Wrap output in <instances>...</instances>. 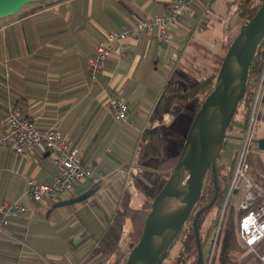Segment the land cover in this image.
Masks as SVG:
<instances>
[{"label":"crops","instance_id":"0c3cea01","mask_svg":"<svg viewBox=\"0 0 264 264\" xmlns=\"http://www.w3.org/2000/svg\"><path fill=\"white\" fill-rule=\"evenodd\" d=\"M171 1L53 0L27 4L0 20V118L20 109L38 131L55 126L80 151L95 178L77 183L61 200L98 188L82 203L53 208L33 202L26 194V181L53 182L51 155L42 146L23 156L0 148V204L15 201L27 209L22 218L11 219L6 234L0 236V264H119L128 253L130 247L120 244L114 253L97 251L124 195L130 199L127 190L119 192L126 178H116V173L121 170L127 177L138 171L140 141L166 125V115L161 124L153 120L166 83L174 77L193 85L212 73L229 28L224 26L221 37L213 39L206 13L214 0H196L192 13L168 28V43L149 36L116 44L97 84L90 81L87 58L107 33L164 15ZM216 20L220 25L221 18H212L214 24ZM108 96L128 104L124 121L113 118L106 105ZM199 101L194 97L182 112L195 113ZM173 159L170 170L177 160ZM154 175L155 187H162L163 173ZM142 208L143 214L149 213L146 199Z\"/></svg>","mask_w":264,"mask_h":264},{"label":"built area","instance_id":"2783aa9c","mask_svg":"<svg viewBox=\"0 0 264 264\" xmlns=\"http://www.w3.org/2000/svg\"><path fill=\"white\" fill-rule=\"evenodd\" d=\"M196 0H172L166 14L154 16L148 20L131 24L119 31H110L100 40L93 55L87 58V71L91 83L97 84L106 61L112 56L116 44L128 38L139 39L154 36L159 43H168V28L176 24L186 14L192 13ZM264 101V59L255 80L253 100L246 130L243 135V146L235 160L233 177L228 188V195H240L239 209L245 213L239 220V239L249 251L258 243L264 241V193H254V187L247 176V156L257 147L253 138V127L259 119L260 103ZM106 105L113 118L124 121L128 115V104L122 98L108 96ZM3 131L0 134V148H7L17 156L31 153L36 147L42 146L51 155L55 170L51 184L39 183L33 179L26 181V194L33 202L54 204L61 197L71 192L75 185L84 180H94L95 173L82 161L80 151L70 145L59 129L51 126L44 131H38L35 122L20 109L9 111L0 118ZM99 177V176H98ZM27 209L15 201H5L0 204V236L5 235L11 219L22 218ZM219 232V230H217ZM218 232L211 240L208 255L203 264H210ZM258 264H264V253L258 256Z\"/></svg>","mask_w":264,"mask_h":264},{"label":"water","instance_id":"95a60500","mask_svg":"<svg viewBox=\"0 0 264 264\" xmlns=\"http://www.w3.org/2000/svg\"><path fill=\"white\" fill-rule=\"evenodd\" d=\"M47 1L50 0H0V20L16 14L27 4ZM263 38L264 2L255 14L240 26L238 34L227 48L214 87L196 111L186 135L184 148L167 180L154 196L141 234L124 264H162L169 247L198 202L204 175L210 168L214 180L213 197L194 215L192 221L198 249L195 264H203L197 219L216 200L218 189L215 162L220 155L225 133L238 102L245 94L249 67ZM262 119L264 120V108ZM256 144L257 149L264 152V138L256 139ZM185 177L189 178L190 187L183 197L174 200V193L179 190L181 180ZM97 190L98 188L90 189L75 198L60 200L53 204V208L80 203L94 195Z\"/></svg>","mask_w":264,"mask_h":264},{"label":"trees","instance_id":"16d2710c","mask_svg":"<svg viewBox=\"0 0 264 264\" xmlns=\"http://www.w3.org/2000/svg\"><path fill=\"white\" fill-rule=\"evenodd\" d=\"M52 1L53 0L43 3H36V4H47ZM234 2L236 4L237 16L242 18V24H244L255 14V12L261 6L264 0H260L259 3L257 4H254L253 0H235ZM229 25L230 23L228 22L227 28H229ZM263 59H264V38L257 47L255 56L249 67L245 94L243 98L238 102L239 105L240 102L247 101L245 119H244L245 122H243V129H242L243 134L247 127L248 118L253 100L252 81L256 80ZM222 61L217 69H215L212 73L205 75L197 83L191 86L182 87L177 83L176 78L174 77L171 78L166 83L164 90L162 91L158 99L153 114V120L161 124L163 117L165 115L172 114L173 112L176 114L182 111L184 106L188 104L196 96H199V98L201 97L199 104L197 106L198 109L201 102L213 89ZM229 127L230 124L228 128ZM224 144H225V139L223 141V145ZM162 147L163 145L161 141V133L159 130L156 132V134L155 133L146 134L139 143L136 162L141 164L146 162L150 158L160 157L163 150ZM247 158L248 159H246V161L248 162L247 164H248V172H249V162H251L250 161L251 158L250 156H248ZM234 165H235V161L233 166L230 167H226L223 164H220V166L215 164V174H216L217 189H218L217 197L214 204L209 209L204 211L197 219L196 226L198 231V238H199V228L201 227V224L204 220L203 217L208 213L210 209L217 208V210L219 211L221 210L220 208H222L223 206L222 202L226 198V193L228 191L230 182L232 180L231 178L233 177L232 172L234 169ZM251 165L252 164H250V166ZM247 176L250 178L253 184L254 193L255 194L264 193V185L258 186L257 182L253 178H251L252 176L249 175ZM213 194H214V180H213L212 171L209 168L204 175L201 196L198 202L196 203L195 208L198 205V203L200 207L207 205L211 201ZM236 196L238 195L237 194L230 195V198ZM128 201L129 198H128V194L126 193L122 199L121 208L114 214L112 220L107 225L106 231L103 235V239L101 240L99 247L97 248V251L99 253L110 254L117 251L122 238L123 226L129 204ZM244 213L245 212L241 211L239 207L237 208V210H235L234 207L233 208L230 207L229 209H227L225 214L226 215L225 219L223 215L222 224L217 235L215 250L213 252V256L210 264H214L215 261H217L216 262L217 264H258V256L264 253V241L258 243L250 251L243 246V244L239 239L238 228H239V220ZM192 221H193V217L189 216V218H187V220L184 222L183 226L181 227V230L177 235L176 239L169 247L168 253L170 252L172 246L178 244L177 252L176 255L174 256L175 258L174 264H195L198 258L197 241H196L195 231L192 226ZM143 225L144 222H142L141 226L143 227ZM134 245L135 243H133L130 246L128 253ZM199 246H200V242H199ZM245 250L249 251L248 254L246 256L240 257V254ZM128 253L125 254L126 256L123 258V260L119 261V264L125 263Z\"/></svg>","mask_w":264,"mask_h":264},{"label":"rangeland","instance_id":"374dc122","mask_svg":"<svg viewBox=\"0 0 264 264\" xmlns=\"http://www.w3.org/2000/svg\"><path fill=\"white\" fill-rule=\"evenodd\" d=\"M234 1L235 0H214L210 8L211 10H209L206 13L207 14L206 19L208 20V22L206 21L204 22L208 23L210 30H212L211 35L213 39L218 40V38L221 37V32L222 33L224 32V26H226L227 28L228 22L230 23L229 25L230 35H228L229 39H227L224 45L225 49L222 51V56L220 58H217L216 60L217 64L215 69L218 68L219 64L221 63L222 59L225 56L227 48L238 34L239 28L242 24V18L238 16L234 18V14L236 12V4ZM259 1L260 0H253V3L257 4L259 3ZM213 17L221 18L220 25L217 24V20L215 21L216 24L213 23L212 21ZM214 25L215 28H213ZM177 83L182 87L191 86L188 85L185 81H181V80L180 81L177 80ZM252 84H253L252 88L255 89V80L252 81ZM246 103L247 101L240 102V104L236 109V112L234 113L231 119L230 127L227 129L225 133V144L223 145L220 155L215 162V164L218 166H220V164H223L226 167L233 166L237 154L239 156L241 152L243 146L242 138L244 134L242 132L243 131L242 129H243V122H245L244 119L246 112ZM263 108H264V101L260 103L259 111L261 115L259 116V119L256 121L253 127L254 140L264 138V120L262 119ZM195 113L189 114L187 112L180 111L176 114L174 112L172 114H167L165 117L166 125L162 124L159 126V131L161 133V141L163 145L161 156L152 158L150 161L145 162L143 164H139L141 166L138 168V171L136 170L132 171L133 172L132 176L128 174L126 177V175L121 173V170L116 173V178H120V179L126 178L125 184L119 190V192L123 195L124 191L127 190L130 195V199H129L130 203L127 210V215L125 217V222L122 232V240L120 243L121 248H129L133 243H136V241L138 240L141 233L140 230H142L143 228L142 226H140L138 231L135 232L137 230V227L139 226L138 222L140 221L142 222V220L146 219L148 215L147 212H144V214L142 213L143 212L142 200L146 199V201L151 205L154 196L158 193L159 189L161 188L160 185H158L159 187L157 188L154 185V181H155L154 172L163 173V175H161V181H164L165 183L172 170V169L170 170L169 160H171V158L172 159L179 158L184 148L183 143L185 137L187 135V132L189 130V127L191 125ZM154 133L156 134V132ZM248 156H250L251 162H249V172H247V175L252 176L251 178H253L257 182L258 186L264 185V152L258 150L257 147H254L252 151L249 152ZM163 163L168 166L163 167L162 166ZM175 163L176 162L171 164L172 167L175 166ZM250 164L252 165L250 166ZM162 169H166L164 170L165 172H162ZM232 176H233V172H232ZM157 183H161V182L158 181ZM116 192L117 190L116 191L114 190L113 194H115ZM109 194L110 193H107V195ZM239 199H240L239 194L236 197L230 198V195H228V191H227L226 198L222 202L223 206L222 208H220L221 210H219L220 212L217 210V208H213L210 209L208 213L203 217L204 220L201 224V227L199 228V242H200V250H201L202 258L205 259V256L208 255L209 253L211 247V240L218 232L217 230H219L221 227L223 215L225 219L226 211L230 207L232 208L234 207L235 210H237L239 206ZM177 248H178V244H175L174 246L171 247L170 252L167 254V257L165 258L162 264H174V259H175L174 256L176 255ZM248 252L249 251L247 250L243 251L240 254V257L246 256ZM216 262L217 261H215L214 264H217Z\"/></svg>","mask_w":264,"mask_h":264},{"label":"bare ground","instance_id":"6f19581e","mask_svg":"<svg viewBox=\"0 0 264 264\" xmlns=\"http://www.w3.org/2000/svg\"><path fill=\"white\" fill-rule=\"evenodd\" d=\"M189 146L191 147L192 144L189 142ZM190 187V180L188 177H185L181 180L179 190L174 193V200H177L181 197H183L186 193V190Z\"/></svg>","mask_w":264,"mask_h":264},{"label":"flooded vegetation","instance_id":"af4514ba","mask_svg":"<svg viewBox=\"0 0 264 264\" xmlns=\"http://www.w3.org/2000/svg\"><path fill=\"white\" fill-rule=\"evenodd\" d=\"M204 207V206H203ZM202 207H200L199 206V204L196 206V208H195V206H194V208H193V210H192V212L190 213V217L192 216L193 218H194V215L201 209ZM189 218V217H188Z\"/></svg>","mask_w":264,"mask_h":264}]
</instances>
